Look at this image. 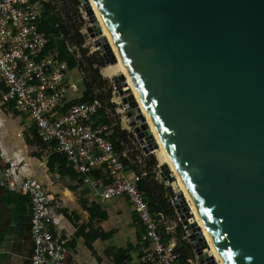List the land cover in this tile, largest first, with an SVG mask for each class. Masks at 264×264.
I'll use <instances>...</instances> for the list:
<instances>
[{
  "label": "water",
  "instance_id": "1",
  "mask_svg": "<svg viewBox=\"0 0 264 264\" xmlns=\"http://www.w3.org/2000/svg\"><path fill=\"white\" fill-rule=\"evenodd\" d=\"M80 1L88 32L108 39L94 42L107 66L117 59L124 74L113 81L129 84L223 264H264V0ZM135 97L127 117L150 154L158 144ZM187 229L200 264H217L201 229Z\"/></svg>",
  "mask_w": 264,
  "mask_h": 264
},
{
  "label": "built area",
  "instance_id": "2",
  "mask_svg": "<svg viewBox=\"0 0 264 264\" xmlns=\"http://www.w3.org/2000/svg\"><path fill=\"white\" fill-rule=\"evenodd\" d=\"M42 2L47 0H0V82L5 87L1 103L13 104L35 125L38 139L66 158L95 198L127 199L143 229L142 264H195L191 258L182 261L175 228L168 225L164 211L152 213L144 174L127 165V155L115 148L103 101L94 97L76 102L72 96L79 87L69 76L68 63L59 55L45 54L48 39L38 28ZM0 188L29 197L33 252L28 264H65L71 250L56 219L53 196L35 178L9 168H0Z\"/></svg>",
  "mask_w": 264,
  "mask_h": 264
},
{
  "label": "rangeland",
  "instance_id": "3",
  "mask_svg": "<svg viewBox=\"0 0 264 264\" xmlns=\"http://www.w3.org/2000/svg\"><path fill=\"white\" fill-rule=\"evenodd\" d=\"M47 2L51 5V9L54 12L62 16L66 26L71 31V36L67 38L66 44L73 50L79 64L78 68L69 74L71 80L76 82L79 87L77 94L74 93L72 97L75 98V101L82 100V93L88 89L87 85H89L94 95L103 101L110 121L113 124L112 132L118 135L122 151L127 155L130 166L137 172L144 174L147 186L151 189L155 198L164 200L163 211L168 217V225L175 228L173 237L180 250L188 258H191L195 264H200L198 254L189 239L190 233L187 229V224H190L192 220L188 217V212L184 211L183 203L179 198L176 195V198H173L169 194L167 185L161 177L160 166L166 164L162 163L158 158L160 145L152 153L146 154L144 148L149 150L152 146L151 140L145 137L144 142L141 143L134 133V128L130 126L131 122L127 117V113H133L135 110L132 108V101L130 100L132 91L127 89L129 86L126 83L124 84L122 80L119 79L118 81L119 87L113 81V78H119L123 75L122 72H117L111 77H106L102 73L104 69L114 65L107 66L106 52L95 46V40H99L101 47L103 42L100 41L102 40L101 36L92 37L88 32L89 28L93 27V23L83 10L81 1L47 0ZM101 59L104 60V66L97 64ZM127 105L131 106L130 111L127 109ZM135 121L140 126V122L136 117ZM0 125H2L0 130V168L14 169L19 173L21 167L26 165V160L33 153H41L45 159H48L49 150L42 151L38 146L31 145L30 147L26 144L27 139L30 138L27 133L30 126L29 120L23 117H15L1 101ZM12 127H14L13 130ZM60 167L67 168L68 164L62 162ZM58 179L61 186H68L69 184L80 186L68 177L61 178L58 176ZM169 186L172 187V184ZM82 187L79 188V193ZM179 228L181 229L180 231H178ZM200 242V240L197 241V244L201 245L202 243Z\"/></svg>",
  "mask_w": 264,
  "mask_h": 264
},
{
  "label": "crops",
  "instance_id": "4",
  "mask_svg": "<svg viewBox=\"0 0 264 264\" xmlns=\"http://www.w3.org/2000/svg\"><path fill=\"white\" fill-rule=\"evenodd\" d=\"M1 128L2 125L0 130ZM49 152L50 156L52 151ZM48 159L44 156L36 158L31 155L26 160V165L21 167L19 175L35 178L55 199L53 210L68 238L71 250V255L65 264H142L143 253L139 252L141 247L144 249L141 244L143 229L127 199L122 197L101 202L87 191L84 198L97 204L93 215L89 209L86 210L81 206L79 198L69 189L72 184L61 186L58 179V176H61L49 172ZM68 166L71 167L69 164ZM64 211H67L71 217L68 218ZM30 213L29 197L0 188V264L29 263L33 252ZM102 215L103 217H100ZM140 231H142L141 235ZM87 233L90 237L100 234V238L92 244L98 258L87 246V239L83 235ZM129 244L136 250L127 258L123 256L115 259L116 250H125Z\"/></svg>",
  "mask_w": 264,
  "mask_h": 264
},
{
  "label": "trees",
  "instance_id": "5",
  "mask_svg": "<svg viewBox=\"0 0 264 264\" xmlns=\"http://www.w3.org/2000/svg\"><path fill=\"white\" fill-rule=\"evenodd\" d=\"M33 2H41V0H33ZM38 28L39 31L41 33H43L46 38L48 39V45L47 48L45 50V54H53V55H59L63 60H65L68 63V67L70 71L75 70L76 68H78L79 64H78V59L77 57L70 53L68 48H67V38H69L71 36V31L68 29V27L66 26L65 21L63 20L62 16L57 13L54 12L51 9V5L48 2H42V13H41V17L38 20ZM96 63V62H94ZM93 63V64H94ZM97 64H99L100 66H104V60L101 59L100 61L97 62ZM88 89L84 90V92L82 93V100H76V102H86V101H90L92 100L94 97H96L94 95V93L92 92L91 88L89 85H87ZM5 91V87L4 85L0 82V94L1 92ZM8 106L9 110L16 116V117H23L22 114H20L18 111L15 110L14 105L10 104V105H6V107ZM25 118V117H23ZM102 122H107L106 119L102 118L101 120ZM28 135L30 138L27 139V144L29 146L34 145V146H38L43 150H49L50 151V147L47 144L42 143L38 137H37V130L34 124L30 125L28 128ZM112 141L114 142L115 148L122 154V146H121V142L118 140V135L115 132H112ZM33 157L36 158H41L43 155L41 153H33L32 154ZM124 161L127 163V165L130 166L129 162L127 159H124ZM62 162H67L66 158L64 156L58 155V154H50L49 159H48V164L47 167L49 169V172L51 174H59L61 177H68L71 181L73 182H77L78 185L80 186H73L70 185L69 189L75 193V195L79 198V202L81 204V206L86 209V210H90V212L94 215V209H96L97 204L94 202H89L86 198H84V194L88 191L87 188H85L84 186L82 187V182L79 178V174L73 170L71 167H67V168H62L60 167V164ZM82 187V190L79 193V188ZM144 189L146 190L147 193V200L150 204L152 213L155 215L160 211L164 210V200L162 198L156 199L154 194L152 193L151 189L146 185L144 186ZM64 214L67 215V217H71L67 211H64ZM100 217H103L100 216ZM181 229L179 228L178 231H180ZM142 231L139 232V234L141 235ZM84 237L87 239V246L88 248L92 251L93 255L97 256L96 252L94 251L92 244L93 242L100 238V234H94L92 235V237H90V235L87 234H83ZM172 236H166L165 240H169L171 239ZM136 250V248H133V246L131 244H129V246L127 247V249L123 250H116V254H115V259H120L123 256H126V258L128 257V255L131 252H134ZM139 250V249H138ZM146 251V247L144 246L140 248V254L141 253H145ZM179 253L181 254V259L182 261H185L188 256L183 253L180 248H179ZM143 254H141L143 256Z\"/></svg>",
  "mask_w": 264,
  "mask_h": 264
},
{
  "label": "bare ground",
  "instance_id": "6",
  "mask_svg": "<svg viewBox=\"0 0 264 264\" xmlns=\"http://www.w3.org/2000/svg\"><path fill=\"white\" fill-rule=\"evenodd\" d=\"M89 1H90V0H89ZM91 6H92V5H91ZM92 8H93V7H92ZM93 10H94V9H93ZM94 13H95V11H94ZM95 16H96V13H95ZM96 18H97V16H96ZM97 22L99 23L98 25H99V26L101 27V29H102V26H101V24H100L98 18H97ZM97 35H99V34H97ZM99 36H101V37H100L101 39H102V38H106V39H107V37H106V35H105L103 29H102V34H100ZM107 41H108V39H107ZM108 44H109V42H108ZM109 46H110V44H109ZM102 48H105V45H103ZM110 48H111V46H110ZM111 50H112V48H111ZM112 51H113V50H112ZM115 64H116V65H115ZM110 65H114V66H111V67H109V68H107V69H104L103 72H102V73L104 74V76H106V77H111V76L115 75L117 72H122V70H121V68H120V65H119L117 59H116V61H115L113 64H110ZM110 65H108V66H110ZM122 73H123V72H122ZM123 76H124V74H123ZM126 82H127V81H126ZM124 84H125V83H124ZM126 85L129 86L128 83H127ZM124 86H125V85H124ZM127 89H130V90H131L130 86H129V88H127ZM131 91H132V90H131ZM132 95L135 97V95L133 94V92H132ZM135 99H136V97H135ZM136 101H137V99H136ZM137 103H138V101H137ZM138 106H139L140 113L143 114V115L145 116V114H144L142 108L140 107L139 103H138ZM145 118H146V116H145ZM146 122H147L146 124H147L148 130H149V134L155 138V140H156V142H157V144H158V147H159V145H160V149H159V151H158V158H159V160H160L162 163L166 164V165L171 169V171H172V173H173V175H174V178H175V179H174L173 181H170L169 185L172 184L173 191H175L176 193H177V191H179L180 193H182V194L184 195V197H185V201H186V206L189 208L190 213H191V216H192V220H193V221H191V222H193L194 224L197 223V224H196L197 227L201 229V231H202V233H203V236H204V238H205V243H204V244H206V245L209 246V250H205L204 252H209L210 255L213 256V257L215 258V261L217 262V264H223V262H222V260H221V258H220V256H219L217 250L215 249V247H214V245H213V243H212V241H211V239H210V237H209L207 231L205 230V228H204V226H203V224H202V222H201V220H200L198 214L196 213V211H195V209H194V207H193V205H192V203H191V201H190L188 195L186 194V192H185V190H184V188H183V186H182V184H181L179 178L177 177V175H176V173H175V171H174V169H173V167H172V165H171L169 159L167 158V156H166V154H165V152H164V150H163V148H162L160 142L158 141V139H157V137H156V135H155V133H154V131H153V129H152L150 123L148 122L147 118H146ZM151 143H152V142H151ZM0 147H1V146H0ZM175 185H176V187H175ZM175 198H176V197H175ZM186 199H187V200H186ZM174 200H175V199H174ZM200 241H202V240H200Z\"/></svg>",
  "mask_w": 264,
  "mask_h": 264
}]
</instances>
